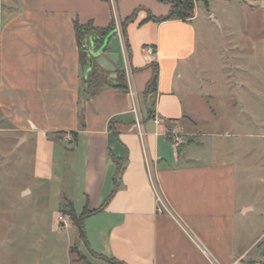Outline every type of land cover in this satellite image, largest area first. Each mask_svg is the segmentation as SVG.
Segmentation results:
<instances>
[{"label": "crops", "instance_id": "1", "mask_svg": "<svg viewBox=\"0 0 264 264\" xmlns=\"http://www.w3.org/2000/svg\"><path fill=\"white\" fill-rule=\"evenodd\" d=\"M172 2L115 0L122 22L136 14L125 33L142 137L128 90L106 88L91 98L83 93L74 23L109 27L111 0L16 2L17 12L0 28V123L35 151L32 184L21 194L57 213L63 199L77 215L103 208L85 219V238L58 218L51 225L68 237L76 228L88 264L264 263V227L246 221L255 208L241 187L236 151H208L198 142L209 136L197 119L213 96L201 92L203 82L195 77L198 12L190 21H146L167 16ZM146 47L154 48V57ZM86 52L90 68L110 79L125 73L115 33L100 49L91 40ZM154 66L157 90L146 94ZM173 133L187 141L176 146ZM150 174L173 217L159 213ZM74 245L69 241L71 255Z\"/></svg>", "mask_w": 264, "mask_h": 264}, {"label": "rangeland", "instance_id": "2", "mask_svg": "<svg viewBox=\"0 0 264 264\" xmlns=\"http://www.w3.org/2000/svg\"><path fill=\"white\" fill-rule=\"evenodd\" d=\"M17 1L0 0V28L17 12ZM193 3L194 17L199 15L193 23L198 40L195 77L203 82L201 92L213 95L197 119L209 136L198 142L208 151L214 146L236 151L241 187H246V198L255 208L246 221L260 230L264 227V0ZM3 124L0 264H88L90 256L75 237L76 228L70 237L65 231L54 233L51 225L57 221V209L42 208L36 199L21 194L32 184L35 151L21 134L5 131ZM177 134L182 143L187 141ZM69 241L76 247L72 255Z\"/></svg>", "mask_w": 264, "mask_h": 264}, {"label": "trees", "instance_id": "3", "mask_svg": "<svg viewBox=\"0 0 264 264\" xmlns=\"http://www.w3.org/2000/svg\"><path fill=\"white\" fill-rule=\"evenodd\" d=\"M198 1L203 2L205 5H208V0H198ZM194 10L195 9H194L193 0H173L171 11L167 16L160 18L149 16L146 21H154L156 23H162L173 20L190 21L194 17ZM135 17L136 14L134 13L130 18L122 22V30L127 48H128V44H127L125 29L127 24L133 21ZM74 27H75L77 42L80 48V58H79L80 68L82 74L84 75V80H85L83 93L87 96V98H91L96 94H98V92L106 88H115L119 91L126 92L128 90V87H127L125 73L118 72L115 79L113 80L110 79V77L107 74L99 71L95 67L90 68V60L86 52V45L91 40L95 44V47L100 49L101 47H103L106 39H108L113 33L116 34L114 21L109 27L105 29L94 28L92 24H87L82 26L77 21H75ZM154 67H155L154 75L148 85L146 94H149L151 92H156L157 90L159 73L157 66ZM122 173H123V167L120 165L118 169L117 181H119ZM117 188L118 187L116 185V190ZM60 208H61L60 209L61 213L70 216L72 224L78 229L82 238H85V233L83 228L85 219L103 209L102 208L94 212L88 211L80 215H77L74 212L71 203L67 199H63ZM112 262H114V260ZM117 264H121V263H117Z\"/></svg>", "mask_w": 264, "mask_h": 264}, {"label": "built area", "instance_id": "4", "mask_svg": "<svg viewBox=\"0 0 264 264\" xmlns=\"http://www.w3.org/2000/svg\"><path fill=\"white\" fill-rule=\"evenodd\" d=\"M111 3H112L113 8H114L115 32H116V35L119 37V39L121 41L123 54H124V59H125V76H126V82H127L128 91H129V94H130L131 99H132V112L135 115V124H136V126L138 128L140 136L142 137L143 134L141 132V128H142L143 119H142V117L140 115V112H139V108H138V105H137V102H136V99H135L134 90L132 89V80H131L132 79V70H131L130 62H129L130 56L128 54L127 47H126V41H125V38H124V35H123L122 21L118 17L117 10H116V5H115V0H111ZM144 51H145L146 55H148L149 57H154V55H155L154 48H152V47H146V49ZM172 140H173V143L176 146L182 143L181 139H180V137H178L177 133H173L172 134ZM148 169L150 171V167L149 166H148ZM150 178H151L152 187L154 189V192L156 194V198H157V201H158V205H159L158 211H159V213H167V214H169L170 216L173 217L174 215H173L172 211L168 207V205H167L166 201L164 200L163 196L160 194L156 184L153 181V178H152L151 174H150ZM58 223L64 228H69L72 225V221H71L70 216H67V215H65L63 213H59V215H58ZM212 264H218V263L212 261ZM233 264H264V263L261 262V261H250V262L248 261V262H246L243 258H240V259L236 260Z\"/></svg>", "mask_w": 264, "mask_h": 264}]
</instances>
